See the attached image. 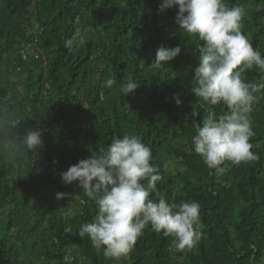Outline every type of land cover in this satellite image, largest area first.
Masks as SVG:
<instances>
[{
    "label": "trees",
    "instance_id": "trees-1",
    "mask_svg": "<svg viewBox=\"0 0 264 264\" xmlns=\"http://www.w3.org/2000/svg\"><path fill=\"white\" fill-rule=\"evenodd\" d=\"M162 2L0 0V264H264V90L250 114L257 159L209 169L191 142L207 114L190 90L202 42L180 29L178 9L161 12ZM225 3L245 9L241 30L264 55V0ZM74 34L85 44L70 52L63 42ZM162 45L182 51L157 69ZM128 74L140 87L126 96L119 88ZM245 76L259 81L261 73ZM29 129L42 132L43 148L11 159L8 147ZM125 134L151 148L169 202H199L191 249L178 250L150 224L118 258L79 235L97 207L60 173ZM58 192L67 195L58 200Z\"/></svg>",
    "mask_w": 264,
    "mask_h": 264
},
{
    "label": "clouds",
    "instance_id": "clouds-1",
    "mask_svg": "<svg viewBox=\"0 0 264 264\" xmlns=\"http://www.w3.org/2000/svg\"><path fill=\"white\" fill-rule=\"evenodd\" d=\"M169 8L178 9L175 22L180 29L202 42L196 45L198 62L192 70L190 90L207 114L194 125V151L209 169L217 171L225 160L239 165L257 159L251 151L254 131L250 114L258 98L255 94L264 90V55L241 30L245 9L239 5L229 7L225 0H163L160 11ZM63 43L72 52L82 47L85 39L74 34ZM181 51L179 45L160 46L153 67L162 68ZM253 68L261 73L259 81H248L245 76ZM115 84L112 78L104 82L109 89ZM139 87L140 83L128 74L119 90L127 96ZM174 99L177 105L182 104L179 93ZM221 103L227 111L217 116L215 106ZM43 145L42 132L29 129L19 134V144L10 145L7 155L15 160L21 151L35 152ZM152 159L151 148L139 136L125 134L60 173L65 184L77 182L95 202L97 213L91 222L81 225L79 235H87L106 258L127 254L149 224L157 234L173 236L178 250L191 249L199 239V202H169L157 189L163 177ZM66 195L58 192L56 199ZM69 215L64 212L65 217Z\"/></svg>",
    "mask_w": 264,
    "mask_h": 264
}]
</instances>
